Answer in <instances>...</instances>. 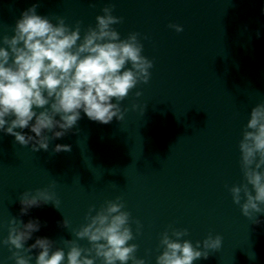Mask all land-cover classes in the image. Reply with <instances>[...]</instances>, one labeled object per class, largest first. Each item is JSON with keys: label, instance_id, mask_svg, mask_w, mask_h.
I'll list each match as a JSON object with an SVG mask.
<instances>
[{"label": "water", "instance_id": "water-1", "mask_svg": "<svg viewBox=\"0 0 264 264\" xmlns=\"http://www.w3.org/2000/svg\"><path fill=\"white\" fill-rule=\"evenodd\" d=\"M109 3L113 15L123 17L113 26L121 39L140 33L142 54L154 64L150 80L121 102L122 121L101 124L81 110L77 125L50 140L47 151L33 152L31 144L21 146L0 131V240L11 218L38 220L40 229L25 247L48 238L53 250L67 253L64 240L76 239L72 232L87 222L89 208L119 196L134 235V221L142 225L129 243L139 246L136 255L146 264H156L169 226L187 228L182 239L194 245L209 234L223 237L219 251L193 264H264V213L253 223L229 192L244 182L239 141L251 109L264 103V0H0V36L14 35L16 21L33 4L54 24L57 16L73 28L82 21L83 35ZM15 131L35 135L30 128ZM58 144L71 151L54 152ZM37 188L54 191L59 208L42 204L21 215L20 195ZM78 243L89 247L87 240ZM39 251L33 250L31 264ZM10 256L0 245V264H15Z\"/></svg>", "mask_w": 264, "mask_h": 264}, {"label": "clouds", "instance_id": "clouds-1", "mask_svg": "<svg viewBox=\"0 0 264 264\" xmlns=\"http://www.w3.org/2000/svg\"><path fill=\"white\" fill-rule=\"evenodd\" d=\"M38 6L33 4L21 13L12 29L14 35L0 36L4 45L0 46V131L15 137L21 146L31 144L33 152L47 151L50 140L62 138L73 129L81 119V110L101 124H109L113 118L122 121L126 110L121 108V102L138 84L149 82L154 66L142 54L140 33L132 32L121 39L113 27L123 22V17L113 15L114 3L101 9L103 14L95 17V26H89L83 35L82 21H76L73 28L57 16L54 24L37 14ZM168 27L177 33L184 30L178 24ZM135 95L140 97L142 93L137 91ZM113 98L116 103H112ZM26 128L35 135L15 131ZM49 132L52 136L46 135ZM238 147L244 182L233 185L229 192L242 215L259 224L256 214L264 213V103L251 109ZM53 151L69 152L71 146L58 144ZM48 203L59 208L60 201L49 188L25 191L20 195L21 215ZM125 209L119 196L98 210L90 207L85 216L87 222L72 232L76 239L64 240L67 253L64 248L53 250L54 242L48 238L38 237L25 247L40 229L38 220L24 223L11 218L8 235L0 240V245L8 247L9 259L15 264H31L34 249L40 250L35 264H95L97 259L102 264H146L136 255L139 246L129 243L140 234L142 225L139 220L134 221V235L131 213ZM63 226H69L65 219ZM187 235V228L171 226L161 233L159 244L163 250L156 257V264H193L223 246L220 234H209L195 245L182 239ZM80 240H87L89 247H82Z\"/></svg>", "mask_w": 264, "mask_h": 264}]
</instances>
